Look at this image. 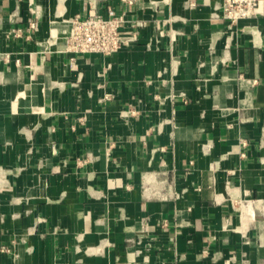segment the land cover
I'll use <instances>...</instances> for the list:
<instances>
[{"label": "crops", "instance_id": "1", "mask_svg": "<svg viewBox=\"0 0 264 264\" xmlns=\"http://www.w3.org/2000/svg\"><path fill=\"white\" fill-rule=\"evenodd\" d=\"M136 1L0 0V264H264V4Z\"/></svg>", "mask_w": 264, "mask_h": 264}, {"label": "built area", "instance_id": "2", "mask_svg": "<svg viewBox=\"0 0 264 264\" xmlns=\"http://www.w3.org/2000/svg\"><path fill=\"white\" fill-rule=\"evenodd\" d=\"M123 3L134 6L138 2L123 0ZM263 4L264 0H222L221 11L232 27L260 13ZM127 30L123 15L108 10L107 15L102 16L91 5L84 18L76 16L69 21L67 32L62 37L64 50L70 54L112 55L130 47L135 41L136 32ZM10 34L18 35V30L13 29Z\"/></svg>", "mask_w": 264, "mask_h": 264}]
</instances>
